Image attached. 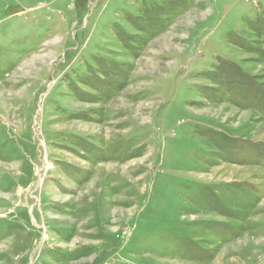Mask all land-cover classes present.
<instances>
[{
	"label": "rangeland",
	"instance_id": "1",
	"mask_svg": "<svg viewBox=\"0 0 264 264\" xmlns=\"http://www.w3.org/2000/svg\"><path fill=\"white\" fill-rule=\"evenodd\" d=\"M0 264H264V0H0Z\"/></svg>",
	"mask_w": 264,
	"mask_h": 264
}]
</instances>
